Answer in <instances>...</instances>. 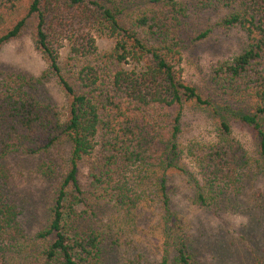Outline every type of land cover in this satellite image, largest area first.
Instances as JSON below:
<instances>
[{
	"label": "trees",
	"instance_id": "obj_1",
	"mask_svg": "<svg viewBox=\"0 0 264 264\" xmlns=\"http://www.w3.org/2000/svg\"><path fill=\"white\" fill-rule=\"evenodd\" d=\"M131 1L30 0L25 13L8 24L20 0H0V46L16 38L34 17V47L68 98L62 119L55 105L40 101L33 93L36 79L0 72V264H9V257L18 253L26 237L22 208L8 189V171L2 162L6 155H44L58 144L68 146L64 172L47 158L38 165L42 176L59 183L47 225L36 234L44 245L32 264H105V239L92 223L94 205L87 202V194L96 202L107 200L125 211L134 208L147 174L174 166L183 104L212 106L182 77L185 1L147 0L128 25L117 15ZM201 2L227 9L219 24L238 26L245 34L242 51L215 67L213 79L227 99L250 103V111L228 114L251 128L258 152L264 156L260 120L264 115V0ZM94 31L113 39L111 51L97 53ZM206 33H198L195 39ZM64 47L91 59L77 71L69 68L66 73L59 63ZM95 61L107 67L114 63L116 68L103 71L105 67ZM214 112L219 114L217 140L190 145L188 154L209 186L208 192H224L238 186L250 161L222 111L214 108ZM82 162L87 166L83 184L79 179ZM156 191L167 213L164 177L158 180ZM207 198L198 190L199 204L206 205ZM79 205L84 211H78ZM160 264H191L188 244L168 224ZM255 264L264 261L256 259Z\"/></svg>",
	"mask_w": 264,
	"mask_h": 264
},
{
	"label": "rangeland",
	"instance_id": "obj_2",
	"mask_svg": "<svg viewBox=\"0 0 264 264\" xmlns=\"http://www.w3.org/2000/svg\"><path fill=\"white\" fill-rule=\"evenodd\" d=\"M182 1H185L187 11L181 51L182 77L202 97L210 100L212 106L189 101L183 104L174 166H164L147 174L134 208L125 211L107 200L96 202L87 194V202L94 205L92 223L102 231L105 239V264H160L167 224L188 244L191 264H255L256 259L264 261V156L258 152L251 128L240 124L233 114H228L239 109L250 111L251 106L249 102L227 99L213 79L215 67L242 51L245 34L238 26L219 24L227 9L218 5L204 6L201 0ZM29 2L20 0L8 24L25 13ZM146 3L147 0L126 2L118 9L117 16L130 25ZM34 23L35 18L31 17L16 38L0 46V72L22 73L36 79L38 82L33 80V93L40 101L55 105L64 119L68 98L34 47ZM202 31H207L206 35L195 39ZM94 36L97 53L112 50L114 42L111 37L98 31H94ZM90 59L91 56L79 57L64 47L59 63L63 71L69 68L77 71ZM96 63L105 67L103 71L116 68L114 63L108 67ZM214 108L221 110V116L227 118L232 136L247 150L250 161L238 186L224 192H208L209 186L188 154L190 145H206L217 140L219 114ZM260 120L264 127V115ZM46 158L64 172L68 146L58 144L44 155L12 152L2 160L8 171V189L22 208L26 229V237L18 245V253L9 257V264H32L40 257L44 241L36 234L47 225L59 183V180L48 179L38 171L39 163ZM80 171L79 179L83 184L87 178V166L83 162ZM161 177L165 178L167 213L156 191ZM198 190L208 197L206 205L197 202ZM77 209L84 211L85 207L79 205ZM169 217L171 221L167 220ZM169 252L171 259V247Z\"/></svg>",
	"mask_w": 264,
	"mask_h": 264
}]
</instances>
